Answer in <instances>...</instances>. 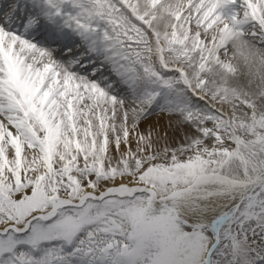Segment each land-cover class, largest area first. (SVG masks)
<instances>
[{
    "label": "snow or ice",
    "instance_id": "1",
    "mask_svg": "<svg viewBox=\"0 0 264 264\" xmlns=\"http://www.w3.org/2000/svg\"><path fill=\"white\" fill-rule=\"evenodd\" d=\"M0 264H264V0H0Z\"/></svg>",
    "mask_w": 264,
    "mask_h": 264
}]
</instances>
